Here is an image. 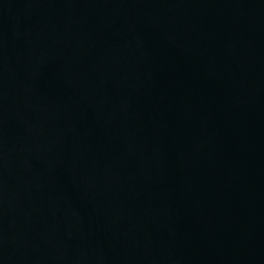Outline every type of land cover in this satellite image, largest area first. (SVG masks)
<instances>
[{
	"label": "water",
	"instance_id": "water-1",
	"mask_svg": "<svg viewBox=\"0 0 264 264\" xmlns=\"http://www.w3.org/2000/svg\"><path fill=\"white\" fill-rule=\"evenodd\" d=\"M0 264H264V0H0Z\"/></svg>",
	"mask_w": 264,
	"mask_h": 264
}]
</instances>
